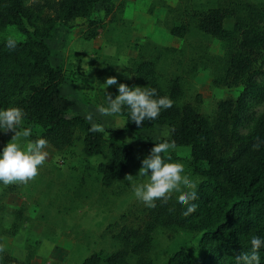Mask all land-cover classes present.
<instances>
[{
	"label": "rangeland",
	"instance_id": "obj_1",
	"mask_svg": "<svg viewBox=\"0 0 264 264\" xmlns=\"http://www.w3.org/2000/svg\"><path fill=\"white\" fill-rule=\"evenodd\" d=\"M244 1L257 7L264 4V0ZM121 3L124 14L127 12L123 17L118 8ZM222 3L223 0H115V11L104 19V5L98 4L91 16L99 21L97 35L90 40L83 37L88 30L87 20L76 18L68 26L56 21L51 37L45 42L51 51V65L64 72L60 93L66 92L74 99L70 114L83 111L86 117L92 112L91 124H104L102 132L107 143L97 154L87 155L84 132L75 128L71 145L61 149L46 146L49 155L38 166L36 176L26 183H0V264L4 255L25 264H82L91 255L100 256L99 264H139L138 252L148 264H166L180 250L197 259L203 257L199 230L159 223L150 214L154 207L146 206L132 191V184L145 179L135 176L142 158L161 132L171 128L156 125L141 138L125 132H108L121 128L124 119L101 114L97 111L99 104L93 101L83 108L82 98L94 95L98 84L103 92L98 96L100 101L104 92L115 96L118 92L115 84L104 89L103 82L108 76L115 75L117 83L132 80L131 85L137 84L132 60L138 56L134 42L140 40L144 45L143 59L154 64L160 87L167 91L173 78H179L182 97L178 104L191 103L213 124L217 102L235 100L241 87L212 84L213 76L223 75L224 62L218 58L223 56L225 47L198 31L192 13ZM167 6L173 10L168 11ZM178 24L186 25L183 38L168 32ZM232 24L230 18L225 27ZM9 36L23 39L14 26L5 27L0 39ZM263 110L264 103L252 102L247 117L237 126L239 132L246 133ZM28 126L32 127L29 139L41 135L40 126L33 123ZM12 135L11 131L0 132V147ZM114 138L133 146L137 156L105 184L97 167L109 160V144ZM165 159L180 163L185 173L197 181V187L204 179L206 164L194 163L189 148L175 147ZM128 174L133 175L130 180L125 178ZM176 200L177 194H173L167 203L174 208L179 206Z\"/></svg>",
	"mask_w": 264,
	"mask_h": 264
},
{
	"label": "trees",
	"instance_id": "obj_2",
	"mask_svg": "<svg viewBox=\"0 0 264 264\" xmlns=\"http://www.w3.org/2000/svg\"><path fill=\"white\" fill-rule=\"evenodd\" d=\"M98 4L104 5L102 19L116 9L113 0H0V34L5 27L14 26L23 36L14 49L6 46V39H0V107H22L24 126H40L41 135L56 149L71 145L73 130L79 128L84 132L87 155L100 152L107 140L102 131L91 130L92 124L85 118L70 114L68 100L59 92L64 72L51 65V51L45 40L51 37L56 21L68 26L76 18L87 20L88 30L83 37L95 38L99 21L91 16ZM118 8L123 13L122 3ZM192 16L198 31L225 47L223 56L218 58L224 62L223 75L213 76L212 84L241 87L239 96L218 101L210 124L191 103L178 104L182 97L179 78H173L167 91L160 87L154 64L143 59L144 45L139 44L138 56L132 60L136 83L156 88L157 96H170L174 103L162 109L156 119L145 120L141 125L127 121L128 113L122 111L116 115L124 119L123 127L107 131L141 138L154 126L166 125L171 128L167 139L176 147L189 148L194 163L206 164L196 199L191 201L197 205L194 212L185 216L187 205L173 208L160 202L150 210L151 216L163 225L201 232L202 258L180 250L166 264H236L235 256L250 249L251 236H264V110L253 119L246 133L237 129L252 102L264 103V4L257 7L244 0H223L216 7L194 10ZM230 18L233 24L227 28L225 22ZM185 26L174 25L168 32L183 38ZM131 81L127 84L131 85ZM100 94L103 92L98 84L92 99L99 105L105 103V97L99 100ZM109 147V160L97 167L105 184L137 156L133 146L115 138ZM259 254L264 264V247ZM138 255L139 264H148L142 253ZM100 262V256L91 255L82 264ZM3 264L25 262L4 255Z\"/></svg>",
	"mask_w": 264,
	"mask_h": 264
},
{
	"label": "clouds",
	"instance_id": "obj_3",
	"mask_svg": "<svg viewBox=\"0 0 264 264\" xmlns=\"http://www.w3.org/2000/svg\"><path fill=\"white\" fill-rule=\"evenodd\" d=\"M9 49L17 46V39L9 36L5 41ZM115 84L118 92L113 97L104 92L105 103L99 105L97 111L105 115H116L127 111L128 120L141 125L145 120L156 119L162 109L172 106L174 101L170 96H157L154 87L129 85L125 82L117 83L115 75L108 76L103 85ZM103 89V90H104ZM86 119L93 120V113L88 112ZM25 110L18 105L0 107V132L13 133L10 140L0 147V183L7 185L13 182H27L38 173V166L42 165L49 155L47 145L49 141L40 135L32 136V127L24 126ZM93 131H104V124L93 122ZM171 135L170 129H164L157 138L149 153L141 160V167L135 176L144 177L140 182L132 184L134 196L148 207H155L157 201L167 203L177 194L176 204L183 207V215L188 216L195 211L197 205L191 203L197 196V181L185 173L180 163H172L165 159V155L174 150L176 145L166 137ZM259 147V145H257ZM128 174L125 178L131 179ZM250 249L241 251L235 256L236 264H261L259 251L264 247V236L252 235Z\"/></svg>",
	"mask_w": 264,
	"mask_h": 264
},
{
	"label": "crops",
	"instance_id": "obj_4",
	"mask_svg": "<svg viewBox=\"0 0 264 264\" xmlns=\"http://www.w3.org/2000/svg\"><path fill=\"white\" fill-rule=\"evenodd\" d=\"M115 2V0H113V3ZM150 7V6H149ZM148 11H149V9H148ZM126 16L127 15V12L125 11V14H124V10H123V13H122V16L121 17H123V16ZM146 15V14H145ZM143 41H140V40H138V41H136V42H134L135 44H137L136 46V48H135V51L136 52H138V49H139V44H141ZM135 55H137V54H135ZM136 57V56H135ZM51 58V57H50ZM129 59V58H128ZM127 59V60H128ZM63 83V82H62ZM61 83V84H62ZM61 86V85H60ZM60 88V87H59ZM59 92H60V90H59ZM61 95H63V96H65L66 98H67V100H68V106H69V112H71V104H72V99H73V97L72 96H70L69 94H67L66 92H64V93H60ZM92 97H93V94L91 95V96H88V98L86 97L85 98V96H83V98H82V103H83V108H85V107H88L92 102H89V101H93L94 103H96L93 99H92ZM74 100V99H73ZM97 104V103H96ZM78 108H81L80 106L78 107ZM72 114H74V113H72ZM75 115H80V116H82L83 118H85L86 119V117L84 116V113H83V111H81V112H77V113H75ZM87 121H89L88 119H86ZM90 122V121H89ZM91 123V122H90ZM123 125H124V120H123ZM123 127V126H122ZM121 127V128H122ZM121 128H117V129H121Z\"/></svg>",
	"mask_w": 264,
	"mask_h": 264
}]
</instances>
